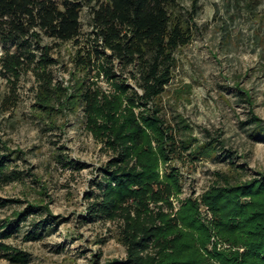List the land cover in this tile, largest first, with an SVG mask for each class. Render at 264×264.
I'll return each mask as SVG.
<instances>
[{
    "label": "rangeland",
    "instance_id": "1",
    "mask_svg": "<svg viewBox=\"0 0 264 264\" xmlns=\"http://www.w3.org/2000/svg\"><path fill=\"white\" fill-rule=\"evenodd\" d=\"M174 12L192 39L174 53L170 82L149 102L134 69L116 64L118 80L109 79L102 62L89 59L94 36L87 9L79 44L52 50L54 76L68 95L96 94L91 121L84 97L74 107L71 97L55 98L43 109L35 75L6 73L0 43V155L9 154V171L21 174L0 185V201L18 202L0 208V225L28 205L46 207L61 222L46 238L30 241V217L3 241L29 264H111L125 258L119 225L89 223L86 212L87 194L96 192L93 181L114 155L111 130L131 120L145 133L137 164L172 188L164 208L177 220L176 234L190 245L189 263L230 264L233 254L246 250L249 218L264 211V181L255 187L264 176V135H250L255 125L264 128V0H178Z\"/></svg>",
    "mask_w": 264,
    "mask_h": 264
},
{
    "label": "trees",
    "instance_id": "2",
    "mask_svg": "<svg viewBox=\"0 0 264 264\" xmlns=\"http://www.w3.org/2000/svg\"><path fill=\"white\" fill-rule=\"evenodd\" d=\"M177 3L178 0H0L2 66L16 77L24 71L33 72L41 89L39 101L43 109L51 108L55 98L68 101L71 97L74 107L84 97L86 117L91 121L96 94L83 91L68 95V90L56 81L52 67L57 61L51 55L61 44H79L81 15L87 9L94 36L89 59L94 55L101 61L109 79L118 80L116 64L121 70L134 69L139 73L142 98L149 102L170 82L174 53L192 39L189 27L174 12ZM120 85L128 89L123 82ZM251 121L257 118L252 116ZM260 133L264 135V128L255 125L250 135L256 139ZM111 138L114 155L93 181L96 192L87 194L90 203L86 212L89 223H117L120 227L126 255L111 264H190L186 256L190 245L176 234L177 220L169 218L164 208L172 196L171 186L158 182L135 160L145 143L143 128L136 120L123 122L112 128ZM11 163L9 154L0 155V185L21 179V174L9 171ZM70 165L78 170L84 167L73 162ZM263 181L264 176L255 187ZM9 202L16 201L1 200L0 208ZM30 217L33 225L26 235L30 241L46 238L61 223L46 207L28 205L15 219L0 225V261L29 264L25 254L13 251L3 241L19 233L20 222ZM248 224L246 238L251 239L244 240L246 250L233 254L230 264H264V211L253 213ZM233 232L235 229H230Z\"/></svg>",
    "mask_w": 264,
    "mask_h": 264
}]
</instances>
